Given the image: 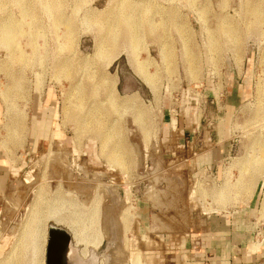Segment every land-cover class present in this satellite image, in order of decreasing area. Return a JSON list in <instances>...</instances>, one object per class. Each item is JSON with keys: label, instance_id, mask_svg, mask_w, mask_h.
Returning a JSON list of instances; mask_svg holds the SVG:
<instances>
[{"label": "rangeland", "instance_id": "1", "mask_svg": "<svg viewBox=\"0 0 264 264\" xmlns=\"http://www.w3.org/2000/svg\"><path fill=\"white\" fill-rule=\"evenodd\" d=\"M256 1L264 7V0H61L64 15L72 19L69 26L55 25L53 16L36 3L35 16L41 17L46 40L38 33L35 41L45 44L46 54L28 62L15 55L29 51L25 22L30 18L20 15L16 1L0 0V26L8 29V17L23 21L17 29L14 25L8 31L0 28V138L11 137L16 129L14 137L20 139L12 144L15 155L0 145V264H46L49 225L71 235L64 226L45 219V237L39 241L44 252L35 253L29 243L18 254V238L40 182L43 202L39 205L53 207L64 217L79 215L90 199L76 192L78 184L99 185V243L90 240L91 227L84 228L80 215L76 221L87 250L96 256L95 264H177L180 251L176 250L190 232L202 228L208 216L227 213L250 199L257 225L253 242L264 243V165L253 162L258 161L253 156L264 154V11L249 12ZM132 10L143 21L141 40L134 46L113 45L108 50L112 60L106 63L98 51L97 40L105 32L99 22ZM146 19L155 24L151 31L146 30L150 29ZM230 26L233 31H228ZM55 36L64 38L60 47ZM132 54L146 62L147 72L154 73L155 92L135 73L129 61ZM62 57H87L85 70L116 78L115 95H136L142 121L126 106L107 118L108 122L120 118L122 138L131 149L124 160L127 169L108 163L98 139L91 133L77 137L73 120L62 115L68 87L79 78L75 74L71 83L60 74L59 80L55 78ZM17 75L23 77V89L13 98L12 107L5 98L13 93ZM80 77L90 91L91 82ZM109 89L100 83L93 96L97 98L90 97L87 103L105 101ZM6 115L10 120L5 124ZM17 120H22L21 126ZM225 139L231 146L218 172L191 175L187 157L192 149L203 151ZM250 178L252 190L238 191L237 186ZM220 189L223 200L216 197ZM58 237L66 242L65 234ZM72 242L71 238L69 245Z\"/></svg>", "mask_w": 264, "mask_h": 264}, {"label": "bare ground", "instance_id": "2", "mask_svg": "<svg viewBox=\"0 0 264 264\" xmlns=\"http://www.w3.org/2000/svg\"><path fill=\"white\" fill-rule=\"evenodd\" d=\"M13 1H16L15 3H18L20 5V11H21L20 15L22 14L23 16H26V17L29 16V18H30V21L28 20L27 22H25V24L28 28L27 33L29 34L28 35L29 36V49H28L29 51H27L25 53L18 51V53L16 52L17 54L15 55V57L18 59L21 58L24 61L27 60L28 62H32L33 60H35L34 58L36 56L44 57L46 54V50L44 48L45 44H41V45L39 44L38 45V43L35 41V36L38 33L42 35V39L44 41L46 40V37H45L46 36V28L43 26L41 17L39 19V14H38V16H35V15H37V13L35 11L36 3H39L49 15L53 16L55 25L57 23L58 24L59 23L60 24L65 23L67 26H69L70 22L72 21L71 17L64 15V11L62 10V7H61V0H13ZM52 4H54V6H56V7L52 8ZM205 6L207 7V5H205ZM47 10H51L52 12L49 13ZM263 11H264L263 4L259 1H256L253 3V5H251L249 12L252 14H260L261 15ZM41 12L44 13V10ZM224 16H226V15H224ZM145 18H147V17H145ZM141 19H142V17H141ZM149 19H151V18L149 17ZM148 20L145 21L146 22L145 24H146V26L148 24L150 29H147V27H146V30L151 31L152 30L151 28L155 27L154 26L155 24L153 25L152 24L153 22L151 20L150 21H148ZM223 20H225V18ZM226 20H228V19H226ZM22 22L23 21L20 22V19H18L17 22H15L13 20V18L8 17V19L5 22L6 25L8 26V29L6 27H3L4 26L3 24H1L0 28L8 31L14 25V28L17 29L18 23L21 25V24H23ZM150 22H152V23H150ZM160 22H157V23H160ZM99 23H100L102 29L105 30V32H104L103 36L97 40L98 48H100L98 51L103 54L104 59L107 60L106 63H109L112 60V58H111L112 54L110 52H108L110 47L112 48L113 45H117L118 42L130 43L133 46L137 45L141 40V38H140L141 32H144L143 29H141V27H140V25L143 24V21L141 24L140 18L136 15V12H133V10L132 11H125L124 13L122 12V14L117 15L116 17H114L112 19L105 18ZM216 23H217V21H216ZM149 24H152V25H149ZM163 24H164V22H163ZM221 24H223V23H221ZM31 25H33L34 28ZM225 25H227V24H225ZM161 27L162 26H160V28ZM218 27H222V26L219 25ZM232 27H233V25H232ZM232 27L230 26L228 31H233ZM214 28H215V26H214ZM55 30H58L57 26L55 27ZM156 31L154 29L153 32H156ZM71 33H72V31L70 32V34ZM54 38H55V41L58 42L59 47H60L64 41V38H62L60 36H55ZM166 39H167V36H166L165 40ZM162 40L164 41V39H162ZM133 54L130 57L132 60L130 59L129 61L131 62V65H132L135 73L138 75V77L144 83H146L153 90V92H155L154 88H155L156 77H155V75H152L154 73H151V72L149 73V71L147 72V70L145 69L146 65H144V63L146 64V62H144L143 60L138 61L136 59L137 57L136 58L133 57ZM133 58L136 60H134ZM58 63L59 64L55 68V72H54V73H56V75L55 74L54 75H55V78L57 80H59V77L62 76L63 79L65 78L67 80H70V83H71L72 77L75 74H79L78 80L71 83L72 85H70V88L68 87V89L70 91L67 94V97L70 96L69 99L72 98V100L70 101V105L67 106L68 103L67 104L65 103V102H67V97H66V100H64L63 107L61 109L62 115L68 116L71 120H73L74 126L76 128V132H77V137H79V135L91 133L95 138L98 139V141H99L98 143H100V144H98V146L100 145L99 146L100 147L99 150H101L100 153L102 156H104L106 158V160H108L107 161L108 163H114L116 165L118 164L124 170L127 169L129 166H127V163L125 162L126 161L125 158L130 155L131 149L129 148L128 144H126V142H125L126 140L122 138L120 122H119L120 118L115 117L116 119H114L113 118L114 116H113L112 117L113 120H111L110 122H108L109 119L107 120V118L109 115H111V113H114V114L119 113L121 110V106H124V107L126 106V107L132 108L135 112H137V113H135V114H137L136 117H137V119L140 120L142 117V115H141L142 113H141V110L139 109L140 105L136 101L137 100L136 95L135 94H129V95H126V96L121 97V98L118 97L117 95H115L114 92L112 91V87H113V83L116 82V78L105 77V76H103V74H102V76H95L93 74V72H94L93 70H92V72L87 70V69L85 70V67L88 63L87 57H81L78 59H72L71 57H62V59H59ZM34 73H36V72H34ZM59 74L61 76H58ZM80 76L85 77L86 81L91 82V83H88L91 85V88L89 89L90 91L86 90V88L84 87L85 85L82 84L83 82L82 83L80 82V80H79L81 78ZM22 78L23 77L21 75H17L16 81L13 85V93L12 92L9 93L8 97L5 98L7 105H10L12 107L14 106V104L12 105V103L14 102V101L12 102V100H14L13 98L16 97L15 95H18L17 93H19L20 89L22 88V81H20V80H22ZM100 83H106L108 86H110V89L108 91V95L106 96L105 101L93 100V101L87 103L88 98L93 97L95 95L97 96V92H98ZM86 84H87V82H86ZM9 97H12V99ZM96 98H94V99H96ZM8 109H9V107L7 108V110ZM257 111L260 112V110H257ZM257 111H256V113H257ZM145 115H146V113H145ZM14 116L16 117V119L18 118L15 114H14ZM20 117H22V116H20ZM3 120H4V123L6 124L7 120H10V115L4 116ZM140 121H142V120H140ZM17 122H18V124L20 123L19 126H21L22 120H17ZM13 131H14V133H12L13 135L11 134V137L10 136L9 137L1 136L0 145L2 147H4L3 149H5V151L7 153H11L12 155H15V153L12 152V147H13L12 144L19 143L20 139L16 138L17 136L14 137V135L16 133V129H14ZM20 133H21V131H20ZM261 153H262V150H261ZM260 157L261 158H259V156L257 158H255L253 156L254 159H256V160L258 159L257 162L256 161H253V162L258 163V165H264V154H262V156L260 155ZM11 160H13V159H11ZM255 163L253 165V168L256 166ZM246 167H248V169H249L250 166L246 165ZM226 172H227V170H226ZM226 172H224V173L226 174ZM229 172H228V174H229ZM32 175L33 174H31V176ZM29 176H26L27 180H29V178H30ZM227 179H228V177H227ZM252 181H253L252 178H250L248 183L237 186V190L238 191H242V190L245 191V189H246L248 191H251L253 188L252 183H251ZM40 183H39L40 187L38 188V194L36 195L35 200L31 204V206H32L31 214L27 218L26 222H24V226L22 228L21 236H20V238H18L19 242H20L19 247H17L18 249L16 248L18 251V254L23 253L24 248L26 246H28L29 243L32 244V246H33L32 249L34 248V250L36 251L35 253H37L39 250L42 251L43 244L39 243V241H40L41 236H42V238L45 237V231H44L45 230L44 229V223L45 222H43V220L51 219V220H53L54 224L62 225L67 230L70 231L71 238H72L73 242L70 246H67L64 244V242H62L60 239H58L57 238L58 236H57L56 240L53 244V247L50 250L51 252H50V255L48 258L49 264H95L96 256H95L94 252H92L93 250L92 251L87 250V246L85 243L86 237L84 234H82L79 226L77 225L78 223L76 224V221H77V219H79V215H80V217L83 218V220H84L82 223H85L84 228H85V225H87L88 228L91 227L90 240L92 238V242L94 243V245L98 244L100 241L99 238L101 235L100 231L97 227L98 226L97 221L100 218L99 217L98 202H99V195L102 194L99 191V185L98 184H92V185L90 184L89 187H87L88 185L87 186L84 185L85 187H82L83 185L81 186L78 184V186H80L82 188H80V187H79L80 189L75 188L76 192H78V191L81 193L83 192V195L85 193L87 198L89 197L90 199L86 203H84L85 205L82 204L84 209H82L80 211L79 215L74 214V215H72V217H64V216L60 215V213L57 209L54 210L53 207L46 208L47 209L46 210L45 208H42L43 207L42 205H39V201H42V195H43V194L39 193V192H41L40 189H43V188H41L42 185ZM226 183H227V181H226ZM70 186H72V185H70ZM225 187H226V184H225ZM75 189H73V190H75ZM71 196H75V195L72 194ZM244 196H245V194H244ZM216 197L219 200L225 199L224 190L220 189L219 191H217ZM44 201H46V200H44ZM70 203H72V202H70ZM72 206H73V203H72ZM104 213L105 212H103V214ZM102 216H104V215H102ZM101 221H103V220L101 219ZM82 243H84V245L79 247ZM42 252H44V251H42ZM13 253H14V251H13ZM10 256H12V255L10 254ZM15 256H14V258H15ZM6 258H8V257L6 256ZM4 263H2V264H4ZM39 263H36V264H39ZM42 263H43V261H42ZM5 264H12V263H5Z\"/></svg>", "mask_w": 264, "mask_h": 264}, {"label": "crops", "instance_id": "3", "mask_svg": "<svg viewBox=\"0 0 264 264\" xmlns=\"http://www.w3.org/2000/svg\"><path fill=\"white\" fill-rule=\"evenodd\" d=\"M230 146L225 139L203 151L192 149L187 157L190 174L217 173ZM251 201L227 213L208 216L204 226L190 232L176 250L180 251L177 264H264V243L253 242L257 225Z\"/></svg>", "mask_w": 264, "mask_h": 264}, {"label": "water", "instance_id": "4", "mask_svg": "<svg viewBox=\"0 0 264 264\" xmlns=\"http://www.w3.org/2000/svg\"><path fill=\"white\" fill-rule=\"evenodd\" d=\"M133 90H135L134 88L133 89H131V91H133ZM130 91V92H131ZM49 229H48V234H49V237H48V239H47V253H46V264H49V255H50V250H51V248L53 247V244H54V242H55V240H56V237L59 235L60 236V234H65L66 235V242L64 243L65 245H67V246H70L69 245V243H71V235L69 236V233H67L65 230H63L61 227H57V226H54V225H49V227H48ZM56 231H58V233H60V234H58V235H55L54 233L56 232ZM58 239H60L59 237H57Z\"/></svg>", "mask_w": 264, "mask_h": 264}]
</instances>
